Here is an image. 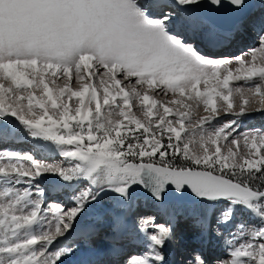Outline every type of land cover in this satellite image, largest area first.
<instances>
[{"label": "snow or ice", "instance_id": "1", "mask_svg": "<svg viewBox=\"0 0 264 264\" xmlns=\"http://www.w3.org/2000/svg\"><path fill=\"white\" fill-rule=\"evenodd\" d=\"M256 117L264 0H0V264H169L181 220L186 264H264Z\"/></svg>", "mask_w": 264, "mask_h": 264}, {"label": "rangeland", "instance_id": "2", "mask_svg": "<svg viewBox=\"0 0 264 264\" xmlns=\"http://www.w3.org/2000/svg\"><path fill=\"white\" fill-rule=\"evenodd\" d=\"M232 51V49H230ZM259 117H257V119H253V120H250L252 122H256L258 120ZM249 121V122H250ZM27 150V149H24V151ZM105 196H108V197H112V195L108 194V195H105ZM146 199V202L144 204V206L141 204L139 205L140 207L137 208L136 212H134V215H133V222L137 221L139 217L141 216H150L152 215L151 211H149L147 209L146 206L148 207H153V204H155L154 200L151 199V198H144ZM145 201V200H144ZM143 203V202H142ZM153 203V204H152ZM156 206V204H155ZM158 222H162L161 219L158 220ZM185 226L182 225L181 226V229L184 228ZM180 232V230H179ZM184 233H190V229H187V230H183V233L181 234L182 236H184ZM191 234H186V237L189 238ZM190 241V239L188 240ZM215 242V243H214ZM185 244V243H183ZM187 244V243H186ZM211 244H214V247L211 248V246H209L208 248L212 249L213 250V254L212 257H215L217 255H225L226 254V251H225V244L223 242V240H218V241H215V239H212L211 242H210V245ZM220 246V247H219ZM179 247V248H178ZM210 252V250H208ZM190 252H191V248H184V247H180V245H177V244H173L171 245L168 250H167V256H168V259H169V264H181V262H183V264H186V259L188 258H191L190 257ZM212 252V251H211ZM169 254L171 256H169Z\"/></svg>", "mask_w": 264, "mask_h": 264}, {"label": "bare ground", "instance_id": "3", "mask_svg": "<svg viewBox=\"0 0 264 264\" xmlns=\"http://www.w3.org/2000/svg\"><path fill=\"white\" fill-rule=\"evenodd\" d=\"M233 50V49H232ZM229 51H231L230 49H229ZM254 119H257V117L256 118H254ZM249 123V122H248ZM256 123V122H255ZM13 147H14V145H13ZM145 198V195L142 193V191L141 192H139L138 193V195L136 196V198L134 199V201H133V204H132V206L130 207V208H128V209H124L123 211L125 212V214H126V216L128 217V218H130L129 219V221L130 222H133V218H132V215H133V213L137 210V208H139L140 206L139 205H143L144 206V204H145V202H146V199H144ZM146 198H147V196H146ZM149 198V197H148ZM152 199V198H151ZM145 200V201H144ZM143 202V203H142ZM155 204H156V206L158 207V204H157V202H154ZM112 204H113V197H108V196H104L103 197V200H102V203L100 204V205H97L92 211H91V214H90V216L88 217V219L89 218H91L92 217V215L95 213V212H99V211H104L105 209H108V208H110L111 206H112ZM132 208H133V210H132ZM156 209V208H155ZM159 219H161L162 220V217H159V216H157V220H159ZM163 223V222H162ZM180 223H182V225H184V226H186L187 224L183 221V220H181L180 221ZM67 243V245L69 246V247H72L73 246V242H71V241H68V242H66ZM199 246V245H198ZM220 247V246H219ZM179 248V247H178ZM207 250H210V253L211 254H213V250L210 248H206ZM212 251V252H211ZM78 254V253H77ZM73 260H74V255L72 256V257H70L68 260H67V264H74L73 263Z\"/></svg>", "mask_w": 264, "mask_h": 264}, {"label": "water", "instance_id": "4", "mask_svg": "<svg viewBox=\"0 0 264 264\" xmlns=\"http://www.w3.org/2000/svg\"><path fill=\"white\" fill-rule=\"evenodd\" d=\"M221 19H226L227 21H228V19L226 18V17H224V18H221ZM220 19V20H221ZM229 22V21H228ZM145 193V192H144ZM146 195H148L147 193H145ZM148 196H150V195H148Z\"/></svg>", "mask_w": 264, "mask_h": 264}]
</instances>
